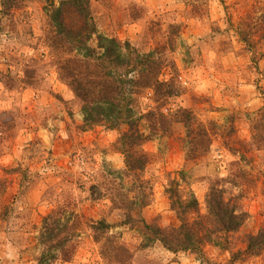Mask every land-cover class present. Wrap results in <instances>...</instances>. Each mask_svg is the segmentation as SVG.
<instances>
[{"label": "rangeland", "instance_id": "374dc122", "mask_svg": "<svg viewBox=\"0 0 264 264\" xmlns=\"http://www.w3.org/2000/svg\"><path fill=\"white\" fill-rule=\"evenodd\" d=\"M89 1L96 34L156 49L165 58L159 79L180 87L166 106L186 108L211 128L210 149L196 158L186 156L180 123L171 135L145 141L150 161L143 177L152 189L145 220L180 224L164 191L173 177L183 194L194 193L202 213L209 187L219 181L241 195L247 217L237 231L204 243L201 254L171 252L160 242L143 247L140 231L120 225V211L90 194L107 169L124 168L116 139L126 126L83 124L81 104L58 68L74 52L50 42L54 26L44 0H21L7 14L0 1V264H37L41 219L66 203L84 224L72 258L54 264H118L100 254L88 227L101 217L116 223L113 233L131 251L126 264H264V246L256 254L245 250L247 235L264 228V0ZM171 24L176 32L168 44ZM138 100L139 109L155 105L150 89ZM256 120L262 131L254 133Z\"/></svg>", "mask_w": 264, "mask_h": 264}, {"label": "trees", "instance_id": "16d2710c", "mask_svg": "<svg viewBox=\"0 0 264 264\" xmlns=\"http://www.w3.org/2000/svg\"><path fill=\"white\" fill-rule=\"evenodd\" d=\"M2 13L15 9L21 0H0ZM51 24L54 26L50 42L53 46L70 45L72 56L59 63V73L71 88L81 104L82 120L85 126L103 125L114 129L124 124L126 129L116 139V148L123 157L124 168L107 169V175L100 184L90 186L91 199H108L109 211H120V225L135 228L142 235L141 245L150 246L160 242L171 252L189 251L201 254L202 245L213 241L214 236L237 231L247 217L240 203L241 195L232 193L221 184L212 182L205 196V211L194 193L180 191L177 177L169 178L165 193L169 209L180 220L178 226H161L147 222L142 210L151 201L152 189L143 171L149 163V155L143 149L147 140L169 136L174 126L180 123L184 129L181 141L185 143L186 156L201 157L210 149L211 128L198 121L192 111L178 108L172 111L166 106L167 98L177 95L180 87L173 81L159 79L165 58L158 57L156 49L140 51L129 41L121 42L115 37L96 34L89 0H44ZM171 24L168 44L176 30ZM96 34V43L90 41ZM170 37V40H169ZM243 42H249L241 34ZM65 52H67L65 50ZM68 53V52H67ZM150 89L154 106L139 109L138 97ZM141 110V111H140ZM264 115V108L261 111ZM255 132L262 131L257 124ZM255 136V135H254ZM178 174H182L181 171ZM233 185L237 184L232 177ZM126 180V181H125ZM193 215V217H191ZM84 221L70 204L53 207L41 219L38 243L41 251L37 264H54L57 260L72 258L76 241L80 237ZM116 223L107 217L90 219L88 227L93 239L100 244V254L108 261L126 264L132 255L120 234L115 235ZM245 250L256 254L264 246V228L257 234L246 237Z\"/></svg>", "mask_w": 264, "mask_h": 264}]
</instances>
